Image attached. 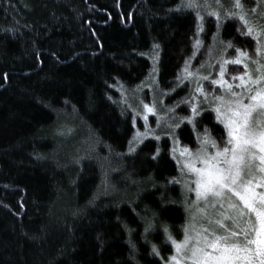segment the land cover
Masks as SVG:
<instances>
[{
  "label": "trees",
  "instance_id": "1",
  "mask_svg": "<svg viewBox=\"0 0 264 264\" xmlns=\"http://www.w3.org/2000/svg\"><path fill=\"white\" fill-rule=\"evenodd\" d=\"M180 3L0 0V264H158L151 243L165 258L171 254L161 231L144 233L142 217L158 212L155 227L163 222L181 239L187 219L182 191L167 183L179 176L177 165L170 155L150 159L151 138L143 151L128 154L142 120L133 122L119 88L126 93L143 82L154 43L160 45L157 85L168 93L165 105L187 96V81L170 91L175 78L186 60L190 70L206 62L215 37L256 57V40L237 31H246L241 21L226 19L217 30L215 17L200 10L204 31L197 34V10L178 9ZM242 4L251 10L256 0ZM228 69L232 75L243 67ZM205 88L213 90L209 81ZM214 116L206 112L203 124L219 143L223 129ZM59 127L65 133L56 137ZM180 140L197 147L190 126ZM159 143L171 147L167 138ZM162 191L174 201L163 209Z\"/></svg>",
  "mask_w": 264,
  "mask_h": 264
},
{
  "label": "snow or ice",
  "instance_id": "2",
  "mask_svg": "<svg viewBox=\"0 0 264 264\" xmlns=\"http://www.w3.org/2000/svg\"><path fill=\"white\" fill-rule=\"evenodd\" d=\"M177 8L197 10V34L204 31L205 17L200 9L215 17L217 30L223 27L224 20L238 19L246 31H237L256 40L257 58L253 59L248 51L235 47L231 40H221L216 64L207 65V74L202 71L206 67L204 64L192 71L189 62L185 61L170 91L187 81L194 87L186 97L176 104L165 105L162 97L168 93L161 90L159 106L153 97L151 103L140 100L133 109V122L137 117L142 119L144 131L137 129L128 141V154L143 151L141 145L149 138L155 141L150 159L159 162L165 155L171 156L179 176L171 177L167 183L181 186L182 202L186 205L187 194L195 193V200L189 207L195 206L201 220L199 227L186 224L182 239L178 240L167 224L161 222L160 229L155 227L158 212L146 213L142 217L144 233L161 231L163 246L172 253L165 258L161 246L151 243L150 255L157 258L158 264H264V30L251 25L242 0H234L227 9L221 0H204L203 4L198 0H181ZM200 43L196 39L195 44ZM233 48L235 57H225L224 54ZM159 50L158 43H154L150 50L153 66L150 73L152 84L146 85L149 88L157 83ZM229 65H243L244 70L231 75ZM216 66L218 71L213 78L212 69ZM4 78L7 79V74ZM204 81L213 86L211 92L205 88ZM181 105L184 108L177 112ZM209 110L215 113L214 123L222 125L219 143L212 135V129L203 124ZM150 115L155 117V128L149 126ZM198 125H202V130ZM188 126L197 133L195 149L181 145L180 135ZM162 138L171 142L170 148L162 147L159 143ZM164 196L162 191L161 209L174 203L165 200ZM123 227L131 233L127 224ZM97 240L103 243L99 235ZM135 252L136 245L131 243L132 259H135Z\"/></svg>",
  "mask_w": 264,
  "mask_h": 264
},
{
  "label": "rangeland",
  "instance_id": "3",
  "mask_svg": "<svg viewBox=\"0 0 264 264\" xmlns=\"http://www.w3.org/2000/svg\"><path fill=\"white\" fill-rule=\"evenodd\" d=\"M198 2L203 4L204 0H198ZM210 2H211V0H210ZM221 3L227 9V8H230L234 4V0H221ZM213 7H215L214 3H213ZM200 10H202V12H207V11H205L203 9H200ZM217 10H219V9H217ZM232 10L236 11L234 8ZM243 10L247 14V18L250 20L251 25L254 28H257V30H264V0H256V6L253 9H251V10H246L245 8H243ZM219 42L220 41H218L217 38L215 37L214 43L212 45V48H211V51H210V54H209V57L206 60V62L204 63V65L206 67L202 70L205 74H207V72L209 70L207 68V65H209V64L215 65L216 64V60L218 59V50H219V47H220ZM148 54H149V56L151 58L150 53H148ZM224 55H225V57H227L226 53ZM235 55L233 57H235ZM233 57H227V58H233ZM256 58H257V54H256V57L253 58V59H256ZM152 66H153V61H152ZM152 66H151V69H150L148 75L145 77L143 82L137 88L133 89L132 91H126V93L124 91H122L121 88H119V91L124 95V96H122V99L124 100V102L126 103L127 107L132 112H133V109L137 107V105L139 104L140 100H143L145 103H151L152 100H153V97L156 98L158 106H159V101L161 99V94H160V91H159L157 83L155 85H153L152 88L146 87V85L152 84V80L150 78V73H151V70H152ZM241 66L243 67V65H241ZM250 67H253V66L250 65ZM192 71H195V70H192ZM217 71H218V69H217ZM242 71H240V72H242ZM232 75H236V74H232ZM156 81H157V75H156ZM205 82L206 81L203 82L204 86H205ZM192 87H194V85H191V88ZM217 94H219V93H217ZM138 95H140V96L137 97ZM147 95H149L148 98H147ZM162 99H163V97H162ZM143 124H144V121L142 120V127L141 128H137V129H139L140 131H144ZM149 126L152 127V128L156 127L155 117L154 116H151V115L149 116ZM136 130L134 131L132 137L134 136ZM64 133L65 132H63V128L62 127L54 129L53 132H52V134L54 136H56V137L64 136ZM196 135H197V133H196ZM132 137H131V139H132ZM181 191H183L182 188H181ZM187 195L189 197L188 204L186 205L184 203V208H185L186 214H187V219H186L185 225L186 224H194L196 227H199L200 224H201V220H200L199 215L196 214L195 206H192L191 208L189 207V205L192 204V201L195 200V193H188ZM202 206L203 205H201V207ZM181 239H182V237H181Z\"/></svg>",
  "mask_w": 264,
  "mask_h": 264
}]
</instances>
